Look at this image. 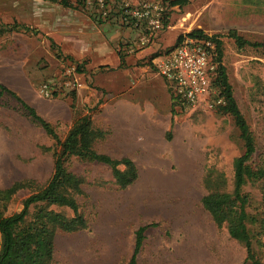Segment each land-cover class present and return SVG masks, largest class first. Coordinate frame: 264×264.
I'll return each instance as SVG.
<instances>
[{"label": "rangeland", "instance_id": "1", "mask_svg": "<svg viewBox=\"0 0 264 264\" xmlns=\"http://www.w3.org/2000/svg\"><path fill=\"white\" fill-rule=\"evenodd\" d=\"M66 1L0 0V23L15 20L35 31L0 32V83L10 91L0 93V188L25 178L44 184L52 173L53 137L19 99L61 139L90 116L105 132L95 150L130 157L137 178L120 189L108 165L69 159V170L84 179L79 204L88 227L56 234L55 264H117L131 255L136 229L149 223L138 264H248L244 247L200 202L207 168L223 171L227 189L232 186L233 159L244 150L233 118L219 109H183L152 58L191 30L217 36L234 98L255 139L251 164L264 165V49L250 45L264 43V0H187L169 11L168 23L144 47H135L127 30L119 35V27L98 23L77 0ZM233 32L247 43L238 46ZM71 66L80 83L73 93L38 94L37 83L61 78ZM245 191L249 211L257 212L258 183ZM28 194L18 190L5 213L19 211ZM253 247L264 262L259 246Z\"/></svg>", "mask_w": 264, "mask_h": 264}, {"label": "trees", "instance_id": "2", "mask_svg": "<svg viewBox=\"0 0 264 264\" xmlns=\"http://www.w3.org/2000/svg\"><path fill=\"white\" fill-rule=\"evenodd\" d=\"M66 5V0H49ZM167 10L182 6L187 0H163ZM163 17V25L168 23L169 11ZM35 32L29 26L17 21L0 23V32L11 31ZM190 37L204 36L212 39L215 45L217 63L214 84L218 86L224 103L217 107L220 111L232 116L243 142V152L233 159L232 186L227 189L228 180L223 171L207 168L203 179L204 193L200 197L203 208L209 213L217 227H225L229 236L239 242L245 249V261L248 264H264L261 255H257L253 244L256 243L264 255V165L251 164L256 151L254 136L234 98L231 84L228 81L226 69L221 62L222 42L217 36L203 34L200 30L188 32ZM238 46H243L245 40L231 33ZM182 40L178 35L176 46ZM264 49V43H250ZM173 46V47H174ZM171 47V48H173ZM170 48V49H171ZM169 50V49H168ZM167 51V50H166ZM160 53L154 54L153 57ZM123 64V57H120ZM10 91L0 83V93ZM73 93V92H71ZM70 93V94H71ZM23 108L32 119L44 128L54 140L52 173L44 184H38L34 179L25 178L12 182L9 186L0 188V264H55L54 243L58 232L72 233L88 227V219L80 210L79 198L86 195L84 179L69 170L68 161L71 157L95 161L110 167L114 184L126 188L137 178V169L128 156L113 158L98 152L94 144L103 139L105 132L93 125L90 116L75 122L61 139L52 124L39 116L35 109L19 99ZM123 167L120 168L119 166ZM249 183H258L260 205L257 212H250V197L245 191ZM21 189H27L29 194L23 199L19 211L6 214L7 206L13 195ZM68 209L71 214L64 210ZM149 223L139 226L135 231L134 247L129 258L117 264H138L137 252L142 245L144 232ZM251 227L255 232H251ZM256 240L253 242V238Z\"/></svg>", "mask_w": 264, "mask_h": 264}, {"label": "built area", "instance_id": "3", "mask_svg": "<svg viewBox=\"0 0 264 264\" xmlns=\"http://www.w3.org/2000/svg\"><path fill=\"white\" fill-rule=\"evenodd\" d=\"M77 2L98 23L119 26L132 33L135 47L153 42L164 27L163 17L167 8L163 0ZM215 55L211 38L186 37L173 48L153 57L152 62L169 84L179 106L191 111L212 110L224 103L218 86L214 84L217 74ZM79 85L75 67L71 66L61 78L41 80L36 85V91L44 98H53L68 95Z\"/></svg>", "mask_w": 264, "mask_h": 264}, {"label": "crops", "instance_id": "4", "mask_svg": "<svg viewBox=\"0 0 264 264\" xmlns=\"http://www.w3.org/2000/svg\"><path fill=\"white\" fill-rule=\"evenodd\" d=\"M78 3V2H77ZM78 5H79V3H78ZM80 6V5H79ZM80 10L81 11H83L82 10V8H81V6H80ZM102 26V25H101ZM103 26H107V27H109L110 29L112 28V27H110V24H108V23H103ZM107 27H105V28H107ZM115 27V26H114ZM116 27H119V26H116ZM108 31V33L110 32V30H107ZM118 34L119 35H127L126 33H124V31H123V29L121 28V27H119V30H118ZM114 44H115V42H114Z\"/></svg>", "mask_w": 264, "mask_h": 264}]
</instances>
